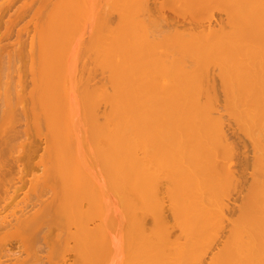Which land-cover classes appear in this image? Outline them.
I'll return each mask as SVG.
<instances>
[{"label":"rangeland","instance_id":"rangeland-1","mask_svg":"<svg viewBox=\"0 0 264 264\" xmlns=\"http://www.w3.org/2000/svg\"><path fill=\"white\" fill-rule=\"evenodd\" d=\"M74 1L76 6L79 3L82 10L70 31L66 29L69 34L66 30L63 31L69 36L65 44L68 48L60 41L61 44L57 42L55 45L57 51L70 49L67 53L55 51V70L58 71H55V75L60 76V72L63 74L62 79L66 77L62 80L56 76L57 80L60 78L68 86L69 78L74 79L77 75L78 82L82 81V85L86 83L87 86L89 82L90 87L91 82V87L106 85L112 91L116 67L98 44L99 38H96L99 37L98 33L101 34L102 30L103 33L106 32L112 24L105 22L107 17L100 18L98 12L105 9L109 13L113 11V27L120 21V12L109 9V5L113 4L112 0H108L110 4L102 0L104 6L108 4L105 9L99 4L101 1H97L100 8H103L100 11L94 7L98 6L93 5L95 1L91 2L92 8L90 0H72ZM65 2L66 0H0V264H134L135 259L139 260V264H264V137L258 135L260 129L256 128L257 123L246 122L245 114L250 111L242 109L247 100L255 99L264 103V78L259 85L250 83L242 92L237 91V87H243L248 78H239V74L223 77L222 67L214 63L208 65L209 72L212 71L210 78H200L194 83L197 92L202 90V94L191 92L186 100L191 103L196 99L201 100V103L217 108L216 110L214 107V114L217 115L214 116H220L225 122L223 127L227 144L222 142V148L221 144L216 147L219 141L214 138L201 141L209 146V150L205 146L206 148L197 151L204 158L206 168L203 165L202 171L200 167V171H190L187 178L177 168L170 169L169 172L164 169L163 143L158 138L153 139L149 149L152 152L150 166L153 171L152 180L157 184L159 199L156 202L160 203L152 204L151 200L148 201L152 204L149 207L147 204L150 203L143 205L144 212L145 207L146 211L148 208L151 210L146 212L145 234L140 231L139 222L131 216L118 219L117 223L113 222L115 211H112L113 215L105 213L106 219L107 216L109 218L106 220L108 229H104L109 231L101 240L104 243L103 249H110L111 252L106 254L107 250L102 257L103 251H94L101 258L97 254V259L92 258L90 251L93 252V249L85 247L81 224H89L91 228H95L105 225V221L101 223L96 214L99 210L92 211L94 209L87 204L88 200L79 201L73 195L76 181L66 172L68 164L64 158L67 151L64 153V143L54 137L57 134L51 128V123L49 127L50 118L46 114L50 100L46 102L47 91L42 86L50 82L51 74L48 70L53 63L39 57L38 52L40 38L37 27L40 28L45 23V17L47 18L46 15H49L52 8L55 7V13H59L67 3ZM73 4L75 7V3ZM118 6L121 8V4L112 5L113 8ZM106 12L104 14L108 15ZM216 16L220 18L221 15L218 13ZM101 26L108 29L104 31ZM94 30L95 33L99 32L94 35ZM102 37L103 35L100 39L103 40ZM106 37L109 39V35ZM81 38L83 42L86 41L85 45L83 42L80 45L77 43ZM33 39L37 46L35 51L38 52V56L33 59L34 65L31 59ZM167 49L171 53H181L174 47L169 46ZM63 54H68L65 55L68 58ZM242 54H246V51ZM57 56H61L59 61ZM256 56L263 60L258 70L264 69V49L257 51ZM200 68H205V65L201 63ZM258 70H253V73ZM229 87L233 90L229 91ZM90 96L93 102L86 109L87 113L94 108L99 122L107 127L109 104L103 100L98 90L91 91ZM85 121L86 129L91 124L86 125L88 122ZM84 128L82 132L85 133ZM89 129L90 132L86 133H91L92 136L88 135L87 138L92 140L80 142L82 152L90 158L97 155L99 149H105L106 157L109 150L114 158L115 145L110 150L111 142L99 141L96 134L92 133L95 132L94 128ZM153 130L156 133L157 125ZM51 132L56 135L52 136ZM81 135L78 139H87L86 134ZM259 136L261 139H258ZM223 138L225 139L221 138L222 141L226 140V136ZM142 152L139 151L140 154ZM176 158L177 156L174 159ZM169 166L171 165L168 168ZM144 178L146 174L141 179ZM102 196L101 199L104 200L100 202L104 204L108 197L106 199ZM179 198L185 200L181 202L183 205L177 203ZM100 206L106 212V209L112 207L110 203L109 206L104 204L103 208V205L99 204ZM109 219H112L111 222ZM116 225L123 235L118 241L112 235ZM151 234L154 242L152 248L148 242ZM131 249L141 251L137 255ZM151 254L152 257H149Z\"/></svg>","mask_w":264,"mask_h":264},{"label":"bare ground","instance_id":"bare-ground-1","mask_svg":"<svg viewBox=\"0 0 264 264\" xmlns=\"http://www.w3.org/2000/svg\"><path fill=\"white\" fill-rule=\"evenodd\" d=\"M93 1L96 2L93 5L98 4L97 1H101L99 4L102 7V0H90V5ZM66 2L59 13H55V7L52 8L49 15H46L47 18L45 17V23L40 28L37 27V34L40 38L38 52L39 57L53 63L48 70L51 74L50 82L42 86L47 91L45 92L46 102L51 101H49L51 108L48 106L46 114H49L48 117L51 121H49V127L52 124L51 128L55 129L54 133L57 134L52 133L53 130L52 136L56 135L54 137L65 145L64 153L67 151L65 154L68 158L63 153L62 156L67 159V161L65 160L68 164L66 172L71 175L72 180L76 181L73 185V195L79 198V201L88 200L86 203L94 209L92 211L99 210L96 214L101 223L105 221V225L95 228H91L86 223V225L83 224L84 226L81 224L85 247L93 249V252L90 251V253L95 260L99 256L97 252L103 251L102 257L111 252L110 249H103L104 243L101 240L109 231L106 227V220L108 221L109 216L106 219L105 213L107 215L109 212L113 215L112 211H115L116 217L113 222L117 221V223L123 217L131 216L133 220L139 222V229L145 234V216L151 211L149 208L146 211L147 207L152 205V202L160 203V201L156 202V199H159L157 198V184L154 179L152 180L153 171L150 166L152 152L149 149L153 139L158 138L163 143V161L166 165H164V169L169 172L170 169L176 170L177 168V171L187 178L190 171L194 169L200 171L204 167L206 168V165L203 164L204 158L197 152L207 146L201 141L214 138L215 141L220 142H216V147L227 141L223 127L224 120L220 116V118L214 116L217 108L211 104H203L201 100L197 101V99L191 103L186 100V97L191 92H197V88L194 87L196 80L210 78L209 74L212 71L209 72L208 65H212V63L222 67L221 76L223 77L239 74L240 76L237 75L239 78H248V82L243 87H237V91L242 92L250 83L251 85L261 83L264 78V69L258 70V68L263 60L256 55L257 51L264 49V0H114V2L112 0L113 4L109 5V9H115L121 15L120 21L114 27L112 26L114 17L111 16L113 11L112 13L105 11L108 4H105L107 7L103 5L104 11L101 10L103 8H100L99 4V7L94 6L98 11L101 10V13L98 12L101 15L100 18L107 17L105 22L108 21L109 24H112L109 27L111 31L108 28L106 31L104 26H101L106 31L103 33V30L100 29L103 40L100 39L102 35L98 33L99 30L97 31L99 37L96 36L101 41L98 44L110 56L108 57L116 67V74L112 79V91H109L106 85L91 87L93 86L91 82L90 87L88 86L89 82L87 86L86 83L82 85V81L78 82L77 75L74 76V79L70 77V85L65 86L66 82L62 83V80H65L66 77L62 79L63 74L60 72V76L55 75V71L58 73L55 70V59L57 61L55 51L56 53L62 51L59 48V51L55 50V45L60 41L64 47L68 48L65 44H67L69 36L67 37L63 31L66 29L70 31V27L76 18L79 19L78 16L82 10L78 2L77 6L76 1L69 0L68 2L66 0ZM73 3H75V7ZM114 3L121 4V8L119 6L113 8ZM105 12L108 15L104 14ZM218 13L221 15L220 18L216 16ZM95 31L93 32L95 33ZM125 31L129 35L125 34ZM105 34L109 35V39ZM33 41L31 45L33 48L32 60L38 56L37 50L35 51L37 47L35 39ZM82 42L83 38L77 41L79 45ZM84 42L85 45L86 41L84 40ZM62 45L59 46L61 49ZM169 46L181 53H171L167 49ZM66 48L62 52L67 53L70 50ZM244 50L246 54H242L245 53ZM32 63L35 64L34 60ZM201 63L205 65V68H200ZM253 70H258V72L253 73ZM56 76L61 77L62 80L60 78L57 80ZM55 82L57 83L55 84ZM231 89L229 87V91ZM93 90H98L103 100L110 106L107 127L101 121L99 122L98 113L94 112V108L89 114L86 111L93 102L90 96ZM201 92L202 90H198L197 95L199 93L201 95ZM243 107V110L250 111L249 114H245V116L247 115L246 122L257 123L256 128L260 129L258 135L264 137V125H262L264 123V103L255 99L247 100ZM99 119L101 120L100 117ZM241 119L244 118L241 117ZM83 121L88 122L86 125L91 124L88 127L94 128L95 132H91L94 133L93 135L96 134L95 137L99 141L111 142L110 150L115 145L114 158L111 157L112 153L108 149L110 154L108 157H106L105 149H99L98 154L91 156L92 158H88L89 156L82 152L80 142L92 140V138H87L92 134L86 133L90 132V127L86 128L89 129L86 131ZM156 125L155 133L153 129ZM83 128L85 133L82 132ZM81 133L84 134L83 136L86 134L87 139H78L82 136ZM225 136L226 140L222 141L221 138L225 139L223 138ZM252 136L254 135L252 134ZM258 139H261L260 136ZM171 140L176 143L172 141L171 145ZM225 143L227 144V142ZM220 147L223 148V145L221 144ZM207 148L209 150V146ZM193 150H195V154ZM215 150L219 151V149ZM139 151H143L142 154ZM190 151L192 152L190 153ZM174 155L177 156L176 160ZM213 157L215 158V156ZM172 159L176 162L173 163ZM168 165H171L170 168ZM168 172L166 173L168 174ZM143 174H146V178L141 179ZM102 195L106 199L108 197L104 204L109 206L110 203V207L112 206L111 209L105 208L108 210L107 212L101 209V206L99 207V204L103 205L102 208L104 207V204L100 202L104 200L101 199ZM153 196H156L155 199ZM148 201H151L152 204ZM183 201L185 200L179 198L176 202L182 204ZM112 203L117 207H113ZM144 203L147 204L145 212L143 210ZM94 206L95 208H93ZM113 208L115 209L113 210ZM104 227L107 228H105L106 231ZM116 228L117 225L114 226L112 235H115L114 239L118 241L123 235L119 226L117 231ZM114 231L116 232L114 233ZM148 239L150 247H154L153 235L151 234V239ZM139 250L141 251V249H131V252L136 254ZM106 251L107 253L104 254ZM149 257H152V254ZM136 261L134 264H139V260Z\"/></svg>","mask_w":264,"mask_h":264}]
</instances>
